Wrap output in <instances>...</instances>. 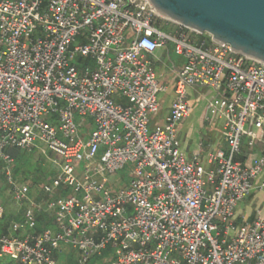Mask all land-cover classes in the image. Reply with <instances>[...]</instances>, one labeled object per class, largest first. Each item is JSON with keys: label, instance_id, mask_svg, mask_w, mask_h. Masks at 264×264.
I'll use <instances>...</instances> for the list:
<instances>
[{"label": "built area", "instance_id": "built-area-1", "mask_svg": "<svg viewBox=\"0 0 264 264\" xmlns=\"http://www.w3.org/2000/svg\"><path fill=\"white\" fill-rule=\"evenodd\" d=\"M172 43L184 62L165 123L152 126L167 90L155 54ZM190 87L224 94L210 112L223 122L227 149L210 151L206 162L177 144V127L192 113ZM253 127L264 128V63L230 45L136 0H0V219L3 186L22 214L0 235V257L264 264V212L250 225L235 221L264 173V155L242 150L244 137L258 139ZM8 148L48 159L44 199L32 201ZM42 214L52 225L37 233Z\"/></svg>", "mask_w": 264, "mask_h": 264}, {"label": "crops", "instance_id": "crops-1", "mask_svg": "<svg viewBox=\"0 0 264 264\" xmlns=\"http://www.w3.org/2000/svg\"><path fill=\"white\" fill-rule=\"evenodd\" d=\"M181 57L172 60L171 48L161 47L157 50L154 59V65L157 74L162 83L166 84L167 90L159 95L161 109L159 114L154 117L152 126H163L165 118L169 113L171 104L174 100V84L176 78V69L183 64ZM187 99L193 105L191 115L185 118L177 128V144L181 151L190 160L199 159L206 162L207 154L219 148L227 149L226 139L223 133V122L217 116L211 114L210 107L212 105L221 104L224 101L222 91H214L209 88L190 87L187 91ZM200 107L198 114L193 115L194 109ZM199 122L204 127L209 122V127L215 129L212 136L208 135L199 139L198 143L192 142L191 135L192 126ZM257 133L258 139L253 145L248 144V138H243V154L260 156L264 155V128H252ZM205 138V139H204ZM238 159H241L239 156ZM264 179V173L259 175L254 181L253 191L241 201L235 212V221L237 225H250L253 223L258 212H264V189L260 188V183Z\"/></svg>", "mask_w": 264, "mask_h": 264}, {"label": "water", "instance_id": "water-1", "mask_svg": "<svg viewBox=\"0 0 264 264\" xmlns=\"http://www.w3.org/2000/svg\"><path fill=\"white\" fill-rule=\"evenodd\" d=\"M163 17L207 33L235 52L264 63V0H136Z\"/></svg>", "mask_w": 264, "mask_h": 264}, {"label": "rangeland", "instance_id": "rangeland-1", "mask_svg": "<svg viewBox=\"0 0 264 264\" xmlns=\"http://www.w3.org/2000/svg\"><path fill=\"white\" fill-rule=\"evenodd\" d=\"M160 24L162 25H164V22H160ZM168 27V28H167ZM169 28H171V29H173L174 28V26H172V25H168V26H166L165 28H163V30L164 31H166V32H168V31H170V29ZM203 36H209V37H211L209 34H207V33H204V34H202ZM170 48H171V58H172V60H175L176 61V59H178V56L175 54V52H174V44L172 43L171 44V46H170ZM191 104V103H190ZM192 105V104H191ZM199 110H200V107H196L195 109H194V112H193V115H196V114H198V112H199ZM192 111H193V105H192ZM184 120V119H183ZM182 120V121H183ZM181 121V122H182ZM180 122V123H181ZM179 123V124H180ZM178 128V127H177ZM191 135H189L190 136V138H191V140H192V142H194V143H198V141H199V139L200 138H202V137H206L207 135H208V137L209 136H212L213 135V133L215 132V129H211L210 127H209V122H208V124L206 125V126H204V127H201L200 126V123L199 122H197V123H195L193 126H192V128H191ZM205 139V138H204ZM9 152H19V153H22V152H24V151H22V150H20V149H16V148H8L7 149ZM39 161H40V163H42V165H43V167H46V170H45V176H43L42 177V181H40L37 185H35L33 188H31V193H30V196H31V198H32V201H40V200H42V199H44L45 198V196H41V189H42V186H43V183H44V180L45 179H49V177H50V173L52 172V170H51V168H50V164H49V162H48V159L47 158H45L42 154H40V153H38L37 151H36V153H33V155H32V163L33 164H38L39 163ZM26 168H24V170H25ZM27 170V169H26ZM49 171V172H48ZM34 175L35 174H29V178H34ZM119 175H122V176H124V175H126V177H127V179L129 178V174L126 172V171H121L120 173H119ZM128 182H123V183H120L119 184V186H124V185H126ZM1 199H2V204L5 206V209H6V213L8 214V217H15L16 215H18V214H20V213H17L18 212V208H17V206L13 203V201H12V199H11V197H10V194H9V191H8V188L6 187V186H3L2 187V192H1ZM22 210H25V206H23L22 207ZM22 210L20 211V212H22ZM20 215H22V214H20ZM4 220V219H3ZM9 223H11V221H9ZM74 253H75V255L77 256L78 255V252L77 251H74Z\"/></svg>", "mask_w": 264, "mask_h": 264}, {"label": "trees", "instance_id": "trees-1", "mask_svg": "<svg viewBox=\"0 0 264 264\" xmlns=\"http://www.w3.org/2000/svg\"><path fill=\"white\" fill-rule=\"evenodd\" d=\"M15 158V176L17 179L21 181H26L31 188L37 185L40 181H42V177L45 176L46 167H43L42 163L33 164L32 163V155L36 153V151H24L22 153L19 152H11ZM24 168H26L24 170ZM47 171V170H46ZM49 172V171H48ZM29 174H35L34 178H29ZM48 181V178L44 180V182ZM41 196L43 192H41ZM22 215L18 214L14 218L8 217V214L5 213L3 219H0V235L7 233L9 221L12 220H20ZM52 225V218L48 214H42L38 217V226L36 228V232L40 233L43 229L50 227ZM99 257L93 259V263L99 260ZM0 264H22V262L17 258L11 257H0Z\"/></svg>", "mask_w": 264, "mask_h": 264}]
</instances>
